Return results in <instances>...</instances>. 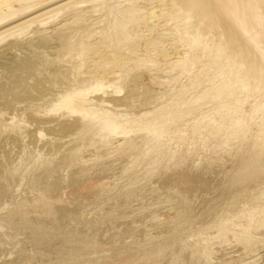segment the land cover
<instances>
[{"label": "bare ground", "instance_id": "6f19581e", "mask_svg": "<svg viewBox=\"0 0 264 264\" xmlns=\"http://www.w3.org/2000/svg\"><path fill=\"white\" fill-rule=\"evenodd\" d=\"M23 232L0 264H264V0H0Z\"/></svg>", "mask_w": 264, "mask_h": 264}, {"label": "rangeland", "instance_id": "374dc122", "mask_svg": "<svg viewBox=\"0 0 264 264\" xmlns=\"http://www.w3.org/2000/svg\"><path fill=\"white\" fill-rule=\"evenodd\" d=\"M13 51H14V56H15V54H16V57H17V56L19 57V55H21V54H19V53H21V49H20V52H19L18 49H17V50H13ZM15 51H17V52L15 53ZM12 53H13V52H12ZM17 53H18V54H17ZM10 56H11V55H10ZM12 56H13V55H12ZM175 134H177V132H175ZM24 187H25V186H24ZM24 187H23V188H24ZM23 233H24V232H23ZM23 233H22V234H23ZM22 234L18 236V238H17L18 241H17L16 239H15V240H12V241L14 242V243H13V242L10 240V241L5 242L4 244H1V245H0V246H1V247H0V253H1V254H0V261L3 260V257H4V256H5L4 258H6V257L9 256V255H10V258H8V260H12V261H13V259H15V261H16V259H17V258H16V255H17V253H18L17 251H19L21 254L24 253V255H26V256H27L28 254L30 255V250H29V249H30V246H31V245L28 246V244H30V243H29L28 241L26 242V240L23 241L22 239H20V237H21V238H24V237H22V236H25V235H26L27 237H29L30 235L28 236V235H27V232L24 233L23 235H22ZM26 236H25V237H26ZM22 241H23V242H22ZM9 242H10V243H9ZM16 242H17V243H16ZM21 242L24 243V244H22ZM6 243H8V245H7ZM12 243H13V244H12ZM18 243H19V245L17 246L16 244H18ZM26 244H27V245H26ZM2 245H3V249H1V248H2ZM20 245H21V246H20ZM4 246H5L6 248H7V246H8V248L6 249ZM10 246H11V247L13 246V247H12L13 249H12ZM15 246H17V247L15 248ZM24 246H25V247H24ZM19 248H20V249H19ZM22 248H24L26 251H28V250H29V251H28L27 253H25L26 251H25L24 249H23V250H24V251H23ZM237 248H239V247H236V248L233 247V248H232V250L234 251L232 254H233V257H237V255H239V256L237 257V259H238V258H240L241 256H243V254L241 253L242 251H240L241 249H240V248L237 249ZM9 249L11 250V251H10L11 253L9 252ZM15 249H16V252H15ZM18 249H19V250H18ZM27 249H28V250H27ZM13 250H14V251H13ZM20 250H21V251H20ZM4 251H5V252H4ZM7 251H8V252H7ZM22 251H23V252H22ZM229 251L232 252L231 250H229ZM2 252H4V253H2ZM237 252H239V253H237ZM6 253H7V255H6ZM8 253H10V254H8ZM12 253H14L15 255L12 254ZM20 253H19V254H20ZM235 253H236L237 255H236ZM218 254H221V252H220L219 250H218ZM240 254H241V255H240ZM3 255H4V256H3ZM11 255H13V256H11ZM235 255H236V256H235ZM1 256H2V258H1ZM14 256H15V257H14ZM262 259L264 260V256H262V258H260V262L263 263L264 261H263ZM3 261H5V259H4ZM6 261H7V258H6ZM13 264H18V263H13Z\"/></svg>", "mask_w": 264, "mask_h": 264}]
</instances>
